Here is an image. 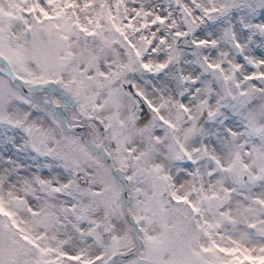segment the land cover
I'll return each instance as SVG.
<instances>
[{
  "label": "snow or ice",
  "instance_id": "6c2138e0",
  "mask_svg": "<svg viewBox=\"0 0 264 264\" xmlns=\"http://www.w3.org/2000/svg\"><path fill=\"white\" fill-rule=\"evenodd\" d=\"M0 264H264V0H0Z\"/></svg>",
  "mask_w": 264,
  "mask_h": 264
}]
</instances>
